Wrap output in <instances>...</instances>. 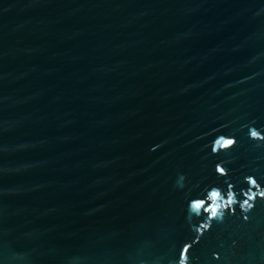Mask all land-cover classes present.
Returning <instances> with one entry per match:
<instances>
[{"label": "water", "instance_id": "1", "mask_svg": "<svg viewBox=\"0 0 264 264\" xmlns=\"http://www.w3.org/2000/svg\"><path fill=\"white\" fill-rule=\"evenodd\" d=\"M0 264H264V0H0Z\"/></svg>", "mask_w": 264, "mask_h": 264}, {"label": "clouds", "instance_id": "2", "mask_svg": "<svg viewBox=\"0 0 264 264\" xmlns=\"http://www.w3.org/2000/svg\"><path fill=\"white\" fill-rule=\"evenodd\" d=\"M251 135H253V136H256L257 135V133L255 132V131H253L252 133H251ZM227 143L228 144H231L232 143V141L231 140H229V141H227ZM230 195V198H231V194H229ZM219 196V193L217 192V191H213L212 193H211V196H210V198L213 200V204L211 205V215L213 216V217H215L216 216V214H217V209L220 207V205L218 204V203H216V198ZM204 204V201H194L193 202V204H192V207L193 208H195V209H200L201 208V206Z\"/></svg>", "mask_w": 264, "mask_h": 264}]
</instances>
